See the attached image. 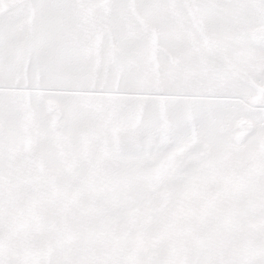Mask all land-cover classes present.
I'll list each match as a JSON object with an SVG mask.
<instances>
[{
    "label": "snow or ice",
    "instance_id": "obj_1",
    "mask_svg": "<svg viewBox=\"0 0 264 264\" xmlns=\"http://www.w3.org/2000/svg\"><path fill=\"white\" fill-rule=\"evenodd\" d=\"M0 264H264V0H0Z\"/></svg>",
    "mask_w": 264,
    "mask_h": 264
}]
</instances>
